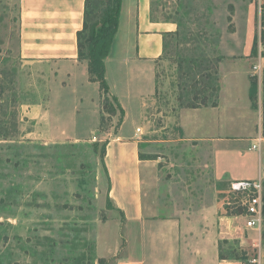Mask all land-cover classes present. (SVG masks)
Listing matches in <instances>:
<instances>
[{
  "label": "rangeland",
  "instance_id": "obj_1",
  "mask_svg": "<svg viewBox=\"0 0 264 264\" xmlns=\"http://www.w3.org/2000/svg\"><path fill=\"white\" fill-rule=\"evenodd\" d=\"M258 5V0L153 1L155 18L179 23L182 38L168 40L157 68V93L145 101L142 119L133 111L123 131L131 134L136 127L141 129L140 154L153 161L144 172V192L162 216L211 210L224 217L245 214L244 195L232 193L231 183L215 179L211 145L185 141L183 116L197 109L181 105L179 93L185 78L181 79L178 62L221 58L216 66L218 106L226 81L238 90L248 88L250 98L248 104L236 103L220 114L221 123L230 118L239 133L252 131L251 124L260 122L261 127L253 131L264 139V68L255 69L264 58L259 51L264 34L259 33ZM20 17L19 0H0V264H99L98 233L103 242H111L115 225L106 222L118 215L108 196L110 179L102 147L119 130L120 115L110 118L100 103L105 122L101 125L100 121L98 136L80 141L75 140L77 132L85 136L95 128L86 110H81L75 122H63L55 129L49 118L33 119L34 106L48 109L52 73L23 63ZM60 108L65 120L73 115L66 101ZM212 108H199L203 109L198 113L199 123L212 126L216 121L209 112ZM247 148L235 149L230 161L236 171L251 176L258 173L257 167L249 164V154L239 156ZM262 154L263 208L258 236L247 247L234 241L223 246L227 254L235 250L241 256L245 251L247 263L264 250V141ZM237 208L244 213L234 214ZM254 240L261 247L254 248Z\"/></svg>",
  "mask_w": 264,
  "mask_h": 264
},
{
  "label": "crops",
  "instance_id": "obj_2",
  "mask_svg": "<svg viewBox=\"0 0 264 264\" xmlns=\"http://www.w3.org/2000/svg\"><path fill=\"white\" fill-rule=\"evenodd\" d=\"M85 1L19 0L21 59L24 64L49 69L52 73L48 109L34 106L33 119L42 121L49 118L55 129L62 127L66 121V125L75 122L81 110H86L95 128L85 136L77 132L76 141L95 136L101 121L100 86L89 81L88 64L78 59L77 34L83 28ZM153 1H122L119 29L105 60L110 95L117 99L124 117L117 133L106 141L104 157L110 179L108 196L118 214L106 223L114 224L115 231L109 243L103 242L98 233L97 254L99 258L108 260L107 264H246L221 260L219 244L222 241H237L240 246L247 247L260 229H247L243 217L219 216L216 210L165 217L156 202L144 192V172L153 161L140 159L141 129L136 127L131 134H125L123 130L133 111L137 110V117L142 119L145 101L156 95L157 68L164 59V40L178 29L173 21L152 19ZM115 48L117 55L114 54ZM263 68L264 58L260 61V69ZM220 98L219 106L209 111L216 119L212 126L199 123L202 118L198 113L203 109L183 116L185 141L211 145L216 181L258 180L262 174L264 139L257 136L253 128L259 129L260 122L251 124L252 131L238 133L236 123L230 118L221 123L219 117L236 103L248 104V88L238 90L226 81ZM64 101L73 113L67 120L62 116L63 108H60ZM118 115L112 118L115 120ZM133 118L136 119V116ZM54 135L58 137L57 132ZM244 143H248V148ZM254 146L257 148L254 149ZM237 148L248 149L246 153L239 152V156L246 158L249 154V164L257 167V174L255 172L250 176V173L236 171L230 158L237 153ZM255 241L253 247H261ZM259 257L260 264H264V250Z\"/></svg>",
  "mask_w": 264,
  "mask_h": 264
},
{
  "label": "trees",
  "instance_id": "obj_3",
  "mask_svg": "<svg viewBox=\"0 0 264 264\" xmlns=\"http://www.w3.org/2000/svg\"><path fill=\"white\" fill-rule=\"evenodd\" d=\"M123 0H86L84 8L83 28L77 34L78 59L87 62L89 81L98 83L102 95V110L110 118L120 114V124L123 121L124 111L119 105L117 99L110 95L108 83L106 81L105 60L109 56L111 47L119 29L120 14ZM152 19L156 20L152 13ZM178 28L181 27L176 23ZM182 38L179 29L171 35H167L164 40V55L168 48V40L170 38ZM221 58L210 59L209 57H201L193 62L180 60L178 62L179 73L181 79L184 80L179 93V100L182 107L190 109L217 107L216 100L219 88L217 85V64ZM104 114L101 117V125L105 122ZM2 128V127H0ZM107 142L103 145V156L106 155ZM140 159L144 160L140 154ZM223 184V183H221ZM243 208H237L234 214H243ZM230 241H222L219 244V256L221 260L241 261L248 264L244 259L245 251L242 255L233 253L227 254L224 251V245H230ZM240 246L237 241L232 242ZM99 264H107V260L100 258Z\"/></svg>",
  "mask_w": 264,
  "mask_h": 264
},
{
  "label": "built area",
  "instance_id": "obj_4",
  "mask_svg": "<svg viewBox=\"0 0 264 264\" xmlns=\"http://www.w3.org/2000/svg\"><path fill=\"white\" fill-rule=\"evenodd\" d=\"M259 10V33L260 36L264 34V0H258ZM260 57L264 53V45L261 42L259 44ZM256 70L260 69V66L255 67ZM140 132V130H138ZM254 149L257 147L254 146ZM231 191L234 194L244 195L242 206L245 209V214L242 217L245 219V226L247 229L258 230L262 224V183L258 180L254 181H233L231 182ZM247 197V198H246ZM248 264H260V257L253 258Z\"/></svg>",
  "mask_w": 264,
  "mask_h": 264
}]
</instances>
